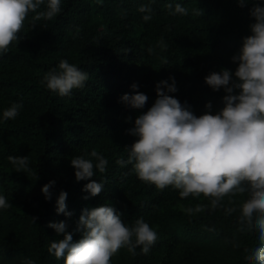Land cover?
Masks as SVG:
<instances>
[{"label":"trees","instance_id":"1","mask_svg":"<svg viewBox=\"0 0 264 264\" xmlns=\"http://www.w3.org/2000/svg\"><path fill=\"white\" fill-rule=\"evenodd\" d=\"M169 3L188 14H172ZM145 4L152 9L148 21V13L138 10ZM252 6V0L244 7L237 0H61V12L36 20L35 27L29 13L18 41L0 55V195L10 204L0 209V264H64L48 252L50 241L63 238L49 222L66 221L75 241L82 210L101 205L122 213L130 226L143 218L158 235L147 254L121 248L111 264H260L244 258L245 249L264 247L258 230L238 221L246 193L226 196L212 209L202 195L181 198L171 186L159 190L131 165L117 163L127 159L126 148L137 139L128 130L154 103L159 81L174 78L177 91L168 94L197 116L224 107V89L214 91L204 78L222 69L234 73L232 57L250 34ZM198 8L203 15L193 13ZM44 10L41 5L37 11ZM61 60L88 73L83 88L63 97L41 83ZM134 83L148 97L142 109L120 99ZM14 102L23 107L5 121L3 111ZM92 150L108 161L105 173L94 168L90 178L104 183L94 197L83 191L88 181H77L70 163L84 156L95 164ZM10 156H27L30 170L17 171ZM49 181L55 185L46 200L41 189ZM62 190L70 217L56 212Z\"/></svg>","mask_w":264,"mask_h":264},{"label":"clouds","instance_id":"2","mask_svg":"<svg viewBox=\"0 0 264 264\" xmlns=\"http://www.w3.org/2000/svg\"><path fill=\"white\" fill-rule=\"evenodd\" d=\"M250 0H237L244 7ZM250 34L243 38L239 52L232 57L237 67L234 73L229 69L211 72L204 79L214 91L224 89V107L216 114L210 111L195 115L189 107L168 93L177 91L175 80L159 81L156 85L157 98L152 106L138 115L129 134L137 137L127 149V159H119L120 166L131 165L132 171L143 182L163 190L173 187L181 198L201 195L210 199V207L217 208L226 196L247 194L239 206V223L249 230L259 232L264 242V0H252ZM41 5L44 11H37ZM166 7L172 14L187 15L188 9L177 3ZM61 0H0V55L9 51L10 45L18 41L19 33L29 13H34L33 27L39 19L52 20L61 12ZM145 21L151 19L150 4L138 9ZM195 15H203L202 9H193ZM151 51V49H149ZM88 73L79 67L61 60L58 70L47 72L41 83L47 89L68 96L73 89L83 88ZM131 94L125 93L121 101L133 109H142L147 103L146 94L131 86ZM21 103H13L3 111V119H15ZM211 103L206 108L211 109ZM131 119V118H129ZM96 159L76 156L71 159L77 181L87 180L83 191L97 196L104 183L90 179L94 168L106 172L107 159L92 150ZM9 161L17 171L30 170L27 156H10ZM55 181L42 186L46 200L52 196ZM85 196L84 199H88ZM67 193L61 191L56 199V212L70 217L67 211ZM9 201L0 195V209L8 208ZM201 209H197L199 211ZM192 210L189 209V212ZM235 208H228L229 214ZM36 217H32L35 223ZM62 239L50 241L48 252L64 264H111V259L121 248H127L133 255L139 247L147 254L158 239L157 232L138 218L133 225L122 219V213L110 205L85 208L76 223L74 232L80 233L78 240L68 231L66 221L49 222ZM244 258L249 262L264 264V247L245 249Z\"/></svg>","mask_w":264,"mask_h":264}]
</instances>
